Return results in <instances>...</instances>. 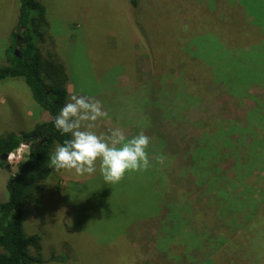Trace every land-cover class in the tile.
I'll return each instance as SVG.
<instances>
[{
  "label": "rangeland",
  "instance_id": "1",
  "mask_svg": "<svg viewBox=\"0 0 264 264\" xmlns=\"http://www.w3.org/2000/svg\"><path fill=\"white\" fill-rule=\"evenodd\" d=\"M241 1L142 0L137 23L144 34L132 24L128 0H57V16L47 11L69 97L101 103L106 116L95 122L97 134L120 129L127 139L141 131L149 136L151 166L118 184H106L98 165L92 175L53 171L27 205L24 224L26 235L43 238L45 264H264V131L256 129L264 122V76L238 66L246 81L234 100L213 62L215 50L226 59L221 40L235 29L230 15L242 11ZM20 2L0 0L1 67ZM177 33L184 34L181 55ZM256 49L254 62L264 69V47ZM188 60L195 65L186 68ZM190 80L192 89H179ZM179 94L193 100L164 119ZM37 109L23 80L0 82V137L31 131L38 117L50 120ZM20 150L7 160L10 174L0 167V202L9 198L7 182L30 148ZM53 253L68 260L53 262Z\"/></svg>",
  "mask_w": 264,
  "mask_h": 264
},
{
  "label": "trees",
  "instance_id": "2",
  "mask_svg": "<svg viewBox=\"0 0 264 264\" xmlns=\"http://www.w3.org/2000/svg\"><path fill=\"white\" fill-rule=\"evenodd\" d=\"M4 1L9 6L8 0ZM52 1L55 4L42 0H21L16 17L17 31L11 33L10 45L6 51L7 66H0V82L9 79L23 80L33 94L38 108L36 114L47 113L50 117V120L42 122L38 117L36 125L29 132L22 134L10 132L0 137V167L8 174L11 173V169L8 168L7 160H3L2 156L15 153L23 145L30 148L27 158L19 164L18 172L12 175L7 182L9 198L0 202V264H45L42 255L43 238L37 234H25L26 207L44 192L47 181L54 171L47 166L49 153L55 150L57 144H62L64 140L70 138L61 135L54 126L55 118L68 101L69 95L66 86L70 82V78L67 74L66 64L55 51L56 43L50 32L47 11L51 17L58 14L57 0ZM241 2L242 11L233 12L230 15L232 17L231 24H235V29L225 30L221 40L224 47L221 46V48L226 59H221L220 51L215 50L216 56L213 61L220 69L216 76L219 77V80H224L227 83L234 100L242 91L244 80L246 81V70L258 71L264 76V69L254 62V58L259 54L256 47L260 43L264 47V0H242ZM128 3L133 13L132 24L140 33H143L137 23V11L142 0H128ZM215 7L220 16L222 13L219 6ZM258 27L263 32L256 35L253 32ZM217 34L215 32V34L210 33L206 36L215 37ZM20 35H23L24 41L21 48H19L18 42ZM74 37L75 35L72 38ZM174 38L179 51L177 54L181 55L182 52L179 50L180 46L177 42L184 38V34L177 33ZM72 45H74L73 42ZM46 48L49 50L47 51ZM17 51L20 55H16ZM209 51L212 53L214 50L209 49ZM164 52L166 53V49ZM167 53L166 55H168ZM185 64L186 68L195 65L189 60ZM201 65L203 70L201 74L205 71L208 74L207 65V68L204 64ZM238 66L244 67L246 70H238ZM182 83L178 85L180 90H182V85L190 86L192 81H183ZM190 88L192 89L193 86ZM179 96L171 100L172 110L166 109L164 119H168V115L177 107L184 105L183 100L192 99L191 96L184 97L181 94ZM134 107L136 106L134 105ZM210 118H214L216 121L219 116L212 114ZM193 119L199 120L196 117ZM203 121L215 123L211 120ZM256 129L263 134L264 122L259 123ZM261 177L263 179L260 180L263 183L261 188L264 189V176ZM259 179L261 178L259 177ZM144 182H147L146 178H144ZM149 191L151 193V188ZM67 260L68 257L60 258L54 253L51 259L53 262H66Z\"/></svg>",
  "mask_w": 264,
  "mask_h": 264
},
{
  "label": "clouds",
  "instance_id": "3",
  "mask_svg": "<svg viewBox=\"0 0 264 264\" xmlns=\"http://www.w3.org/2000/svg\"><path fill=\"white\" fill-rule=\"evenodd\" d=\"M106 116L99 101L85 95H71L55 118L54 126L61 135L69 136L49 153L48 167L77 176L99 172L106 184L120 183L126 174L144 172L151 166L147 149L150 137L143 131L127 139L120 129L97 132L95 122ZM163 165L165 157L158 155Z\"/></svg>",
  "mask_w": 264,
  "mask_h": 264
},
{
  "label": "built area",
  "instance_id": "4",
  "mask_svg": "<svg viewBox=\"0 0 264 264\" xmlns=\"http://www.w3.org/2000/svg\"><path fill=\"white\" fill-rule=\"evenodd\" d=\"M24 146H25V145H23L22 147H24ZM26 146H27V145H26ZM27 147H28V146H27ZM17 151H18L17 154H20L21 150L18 149ZM15 156H16V154L13 153V154H11V155L9 156V159L12 160V158H14ZM19 158L21 159L22 157L19 155Z\"/></svg>",
  "mask_w": 264,
  "mask_h": 264
},
{
  "label": "water",
  "instance_id": "5",
  "mask_svg": "<svg viewBox=\"0 0 264 264\" xmlns=\"http://www.w3.org/2000/svg\"><path fill=\"white\" fill-rule=\"evenodd\" d=\"M19 37H20V36H19ZM16 55H19L18 51H17ZM9 156H10V155H3V156H2V159H3V160H8ZM8 168L11 169V167H10L9 165H8Z\"/></svg>",
  "mask_w": 264,
  "mask_h": 264
},
{
  "label": "flooded vegetation",
  "instance_id": "6",
  "mask_svg": "<svg viewBox=\"0 0 264 264\" xmlns=\"http://www.w3.org/2000/svg\"><path fill=\"white\" fill-rule=\"evenodd\" d=\"M22 36H23V35H20V37H18V42H19V44H20V45H19V48H21V44H23V42H24L23 39H22ZM19 55H20V53H19Z\"/></svg>",
  "mask_w": 264,
  "mask_h": 264
}]
</instances>
